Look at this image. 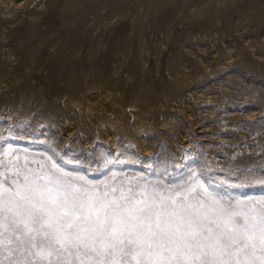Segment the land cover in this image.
Wrapping results in <instances>:
<instances>
[{
  "label": "rangeland",
  "instance_id": "rangeland-1",
  "mask_svg": "<svg viewBox=\"0 0 264 264\" xmlns=\"http://www.w3.org/2000/svg\"><path fill=\"white\" fill-rule=\"evenodd\" d=\"M42 1L0 12V162L161 188L195 173L225 202L264 196V0ZM82 16L122 30L99 63ZM100 97L122 125L109 137L92 120Z\"/></svg>",
  "mask_w": 264,
  "mask_h": 264
},
{
  "label": "snow or ice",
  "instance_id": "snow-or-ice-1",
  "mask_svg": "<svg viewBox=\"0 0 264 264\" xmlns=\"http://www.w3.org/2000/svg\"><path fill=\"white\" fill-rule=\"evenodd\" d=\"M0 169V264H264V196L225 202L195 173L161 188L20 157Z\"/></svg>",
  "mask_w": 264,
  "mask_h": 264
},
{
  "label": "bare ground",
  "instance_id": "bare-ground-1",
  "mask_svg": "<svg viewBox=\"0 0 264 264\" xmlns=\"http://www.w3.org/2000/svg\"><path fill=\"white\" fill-rule=\"evenodd\" d=\"M21 7H26L29 10L28 12L25 13V15L30 14V13L34 15V14L40 13L43 10L44 4L42 0H0V12L1 10H3V13H2L3 17L4 16L9 17L10 15V12H8L9 10L18 9ZM117 9H118V6L117 5L114 6V10H117ZM86 21L87 20L85 16H82L80 18V26H78L79 28L81 27V32H82L80 36V40L84 47L87 46L88 50L89 49L93 50V53L91 56L92 58H90L89 61H93V62L95 61L96 63H99L103 58H106L107 56L105 53H102L103 47L107 50H113V51L117 50L119 44L117 43L116 39L120 35L119 33L120 29L115 27V29H113L114 31L111 30L109 32H105L104 30L103 31L96 30L94 27V23L92 25L87 26ZM126 23L127 22H125V24ZM93 30H95L94 34L91 33ZM120 32H122V30ZM105 63L107 62H104L102 64H105ZM92 101L94 102L91 103V108H92L91 115L93 117L92 120L94 124L98 127L100 131H103L105 133L104 134L105 137H109L113 135V132H116L118 129H120L122 125L120 123H117L114 125L109 124L107 119H108L109 113L112 112L110 105L107 103V101L103 97H100L98 99L93 98ZM115 112L120 113L119 108H116ZM117 119L119 122L122 121L121 120L122 117L119 114H118ZM141 122L142 120L138 118L137 120L134 121V123H132V125L133 127H136ZM114 141H115V138L112 136L111 143L113 144Z\"/></svg>",
  "mask_w": 264,
  "mask_h": 264
}]
</instances>
